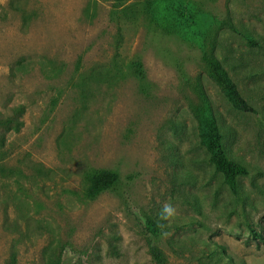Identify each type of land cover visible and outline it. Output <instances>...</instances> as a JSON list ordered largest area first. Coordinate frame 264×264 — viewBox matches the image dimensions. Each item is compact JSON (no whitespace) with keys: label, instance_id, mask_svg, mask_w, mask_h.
<instances>
[{"label":"rangeland","instance_id":"1","mask_svg":"<svg viewBox=\"0 0 264 264\" xmlns=\"http://www.w3.org/2000/svg\"><path fill=\"white\" fill-rule=\"evenodd\" d=\"M142 1L0 0V264H157L153 245L168 264H196L204 242L264 264V0H191L215 23L217 54L255 112L228 102L194 38L163 33L143 12L112 14ZM197 81L249 170L237 194L198 145ZM91 167L117 170L120 184L85 199ZM166 203L168 230L150 232Z\"/></svg>","mask_w":264,"mask_h":264},{"label":"trees","instance_id":"2","mask_svg":"<svg viewBox=\"0 0 264 264\" xmlns=\"http://www.w3.org/2000/svg\"><path fill=\"white\" fill-rule=\"evenodd\" d=\"M140 12L147 16L149 22L156 29L167 35L191 36L194 38L201 47L202 61L208 75L220 88L228 102L240 111L255 112L254 107L241 93L237 83L217 54L215 23L208 21L207 15L196 2L191 0H143L125 7L122 4L115 5L112 10L113 15L121 14L125 19L137 18ZM84 13L90 14L89 7L84 9ZM119 35L121 34L119 33ZM245 37L250 44L258 45L256 39L250 37V35L246 34ZM132 65L137 75L144 76L146 74L141 61L133 60ZM98 80L97 74L91 73L83 81L82 97L84 100L82 108L84 110L88 107L87 98L94 94L95 89L91 86ZM195 91L197 99L189 105V108L195 122L198 145L205 152L207 162L214 167L216 172L222 175V182L234 194H237L239 177L247 175L249 170L241 161L229 154L232 127L226 124L223 116L215 109L200 81H197ZM21 124L20 121L17 128ZM179 130L180 123L176 121V133ZM179 156L176 150L174 186L176 184L177 188L184 186L183 182L178 183V179L182 178L180 172L183 166ZM34 169L38 174H45L39 166L34 167ZM5 171L4 167H0L1 173ZM120 182L121 176L117 170L91 167L84 172L82 193L85 199L93 200L101 193L115 189ZM147 228L152 233L167 231L168 229H165L167 228V221L161 219V217L156 220H149ZM250 231L255 238L262 237L261 233L253 227ZM151 254L157 264H168L163 252L158 247L151 246ZM195 262L196 264H243L242 262L236 263L223 247L212 242H204L203 248L195 257Z\"/></svg>","mask_w":264,"mask_h":264},{"label":"clouds","instance_id":"3","mask_svg":"<svg viewBox=\"0 0 264 264\" xmlns=\"http://www.w3.org/2000/svg\"><path fill=\"white\" fill-rule=\"evenodd\" d=\"M175 215V208L171 204H165L161 212V219H169Z\"/></svg>","mask_w":264,"mask_h":264}]
</instances>
